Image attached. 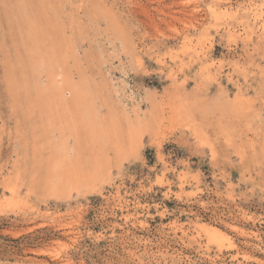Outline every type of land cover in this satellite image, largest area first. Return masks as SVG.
<instances>
[{"label":"rangeland","instance_id":"rangeland-1","mask_svg":"<svg viewBox=\"0 0 264 264\" xmlns=\"http://www.w3.org/2000/svg\"><path fill=\"white\" fill-rule=\"evenodd\" d=\"M0 264H264V0H0Z\"/></svg>","mask_w":264,"mask_h":264},{"label":"bare ground","instance_id":"bare-ground-1","mask_svg":"<svg viewBox=\"0 0 264 264\" xmlns=\"http://www.w3.org/2000/svg\"><path fill=\"white\" fill-rule=\"evenodd\" d=\"M60 1H63V0H60ZM58 2V1H57ZM52 3V2H51ZM59 3V2H58ZM60 4V3H59ZM58 5V4H57ZM59 6V5H58ZM53 10V9H52ZM46 13V12H45ZM48 15V14H47ZM44 17V16H43ZM50 17V16H49ZM51 18V17H50ZM52 19V18H51ZM51 19H49V20H51ZM44 20H45V18H44ZM51 23H54V22H52L51 21ZM43 24H45V26H46V29H48L47 28V23H43ZM54 26V25H53ZM49 27V26H48ZM57 27V26H56ZM55 27V28H56ZM54 28V27H53ZM58 28V27H57ZM45 30V29H44ZM49 31H50V28L48 29ZM58 29H56V31H57ZM58 32V31H57ZM48 33V32H47ZM53 36H54V34H53ZM52 36V37H53ZM59 36V35H58ZM63 38V37H62ZM62 38H61V40H62ZM58 39V38H57ZM60 40V42L62 43V41ZM53 43H54V41H53ZM64 43V42H63ZM55 44V43H54ZM54 44H53V46H54ZM59 46H60V44H59ZM62 46V45H61ZM63 47H65V46H63ZM62 47V48H63ZM56 47H54V49H55ZM66 48V47H65ZM53 49V50H54ZM64 49V48H63ZM62 49V50H63ZM60 50H61V48H60ZM53 52V51H52ZM51 52V53H52ZM56 53H57V50L55 51ZM50 53V52H49ZM48 53V54H49ZM54 53V52H53ZM55 53V54H56ZM59 53V52H58ZM58 53H57V55H58ZM64 53V52H63ZM47 54V53H46ZM60 54H62V53H60ZM42 55V54H41ZM40 55V56H41ZM63 55V54H62ZM39 56V57H40ZM56 56V55H55ZM66 56H67V54H66ZM47 57V56H46ZM60 57V56H59ZM65 57V56H64ZM41 58V57H40ZM54 58V57H53ZM56 58V57H55ZM68 58H69V56H68ZM35 59V58H34ZM33 59V60H34ZM60 59V58H59ZM64 59V58H63ZM67 59V58H66ZM41 60V59H40ZM56 60V59H55ZM39 61V59L37 60V62ZM66 61V60H65ZM35 62V61H34ZM33 62V63H34ZM43 62H44V60H43ZM55 62V61H54ZM57 62V61H56ZM67 62V61H66ZM36 63V62H35ZM34 63V64H35ZM40 63V62H39ZM59 63V62H58ZM61 63V62H60ZM38 64V63H37ZM62 64H63V62H62ZM66 64V63H65ZM60 65V64H59ZM64 65V64H63ZM38 67V66H37ZM60 67V66H59ZM62 67V66H61ZM43 68H44V66H43ZM50 68V67H49ZM48 68V69H49ZM63 69V68H62ZM65 70V69H64ZM79 73V72H78ZM52 78V77H51ZM70 78V77H69ZM54 78H52L51 80H53ZM69 80H71V78L69 79ZM52 82H54V81H52ZM51 83V82H50ZM72 83H74V82H71V84ZM79 83V82H78ZM63 84H65V82H63ZM67 84H68V82H67ZM66 84V85H67ZM76 84V86L74 85V86H72V87H70L69 88V90L67 91L68 93L67 94H72V95H74L73 97H74V99L72 100L73 102H74V104H75V107L74 108H78V109H72V115H70V119L68 120V123H67V125L66 126H64V129L65 128H68V130L70 131V134H68V135H66L67 137H65V139L64 140H59L60 142H61V150H62V154H64V156L63 157H61V158H59V159H57V160H55V162L53 163V166L52 165H50L52 168V170H51V172L52 173H59V174H61L62 175V173H63V171L65 170V171H67V169H68V167H69V165L67 164L68 162H67V160L66 159H68V155H69V153H70V151L72 150V148L70 147L69 148V146H68V148L66 149V147L65 146H67V144L69 143L68 141H67V139H68V137L71 135V134H75V132H74V127L76 126V127H78L79 125V123H81L82 124V126H83V129H85L86 127L88 128V123H87V121L85 120L86 119V116H89V113H90V111L91 110H89L88 109V105H87V103L84 101V99L83 98H81L80 96H78V95H76V94H78V88H80V87H77V83H75ZM80 84V83H79ZM52 85H53V83L51 84V86L49 87V88H51L52 87ZM69 85V84H68ZM73 85V84H72ZM80 86V85H79ZM84 86V85H83ZM82 86V87H83ZM67 87V86H66ZM54 89H55V87H53ZM52 88V89H53ZM48 89V88H47ZM53 89V90H54ZM57 90V89H56ZM81 90V89H80ZM84 90V89H83ZM38 91V90H37ZM85 91V90H84ZM44 92H45V90H44ZM47 92V91H46ZM59 92V91H58ZM63 92V91H62ZM61 93V92H60ZM83 94H84V92H82ZM43 94V93H42ZM47 94V93H46ZM57 94V93H56ZM79 94H81V93H79ZM62 95V94H61ZM60 95V96H61ZM82 95V94H81ZM85 95H86V93H85ZM84 95V96H85ZM42 96V95H41ZM55 96H57V95H55ZM54 96V97H55ZM59 96V97H60ZM40 98V96L38 97V99ZM48 98V97H47ZM56 98V97H55ZM85 98V97H84ZM60 99H62V97L60 98ZM87 99V98H86ZM85 99V100H86ZM48 101H49V99H47ZM60 101V100H59ZM57 103H58V101H56ZM61 102V101H60ZM71 102V101H70ZM42 103V102H41ZM47 103V102H46ZM46 103H45V105H46ZM49 103V102H48ZM48 103H47V105H48ZM63 103V102H62ZM42 104H44V102L42 103ZM60 104V103H59ZM64 104H65V102H64ZM50 105V104H49ZM43 106V105H42ZM56 106V105H55ZM54 106V109L56 108ZM64 106V105H63ZM66 106V105H65ZM67 106H68V104H67ZM57 107H58V104H57ZM61 107V106H60ZM53 108V107H52ZM64 109H67V108H64ZM51 110H53V109H51ZM58 110H59V108H58ZM68 110H70V109H68ZM73 110H74V112H73ZM78 110H80V111H78ZM54 111V110H53ZM53 111H52V113H53ZM76 111H78L77 112V115H78V118H76L75 120H74V115H75V113H76ZM57 113V112H56ZM61 119V118H60ZM59 119V120H60ZM67 119V118H66ZM65 119V120H66ZM53 120V119H52ZM55 120H56V118H55ZM58 120V119H57ZM58 120V121H59ZM64 120V119H63ZM50 123H51V121L50 120H48ZM61 121V120H60ZM67 121V120H66ZM53 122V121H52ZM47 123V124H49V125H52V124H54V123ZM64 125V124H63ZM75 125V126H74ZM45 126V125H44ZM47 126V125H46ZM51 127V126H50ZM85 127V128H84ZM47 128V127H46ZM93 129V128H92ZM51 130V129H50ZM86 130V129H85ZM47 131H48V128H47ZM92 131V130H91ZM94 131V130H93ZM61 132V131H60ZM59 132V134L58 135H60L61 133ZM58 133V132H57ZM63 133V132H62ZM64 134V133H63ZM94 135H96L95 133H93ZM57 135V134H56ZM60 137V136H59ZM59 137L58 138H56V139H59ZM96 137H97V135H96ZM62 139H63V137H62ZM62 141H63V143H62ZM57 143V142H56ZM48 144V143H47ZM53 145V144H52ZM50 147H51V145H50ZM54 147H55V145H54ZM57 147H59V145H57ZM53 148V147H52ZM55 149V148H54ZM59 149H60V147H59ZM53 150V149H52ZM57 150H58V148H57ZM60 150V151H61ZM54 152V151H53ZM49 153V152H48ZM55 153H56V151H55ZM58 153H60L59 152V150H58ZM57 153V154H58ZM50 154H52V153H50ZM48 156H49V154H48ZM56 156V155H55ZM54 156V157H55ZM52 157V156H51ZM54 157H53V159H54ZM52 159V158H51ZM50 162V161H49ZM52 163V162H51ZM85 166H86V164H85ZM85 166H82V167H84L85 168ZM67 167V168H66ZM98 167V164H97V162L95 161L94 163H93V165H92V167H91V169L92 170H94V169H96ZM84 168H80V169H84ZM88 168H90V167H88ZM70 171V170H69ZM52 173H50V174H52ZM82 174H85V171L82 173ZM58 175V174H57ZM62 176H64V175H62ZM58 177H60L59 175H58ZM203 226V225H202ZM204 229L206 230V231H208L209 230V232H211V233H213V232H215V229L214 228H211V227H204Z\"/></svg>","mask_w":264,"mask_h":264}]
</instances>
